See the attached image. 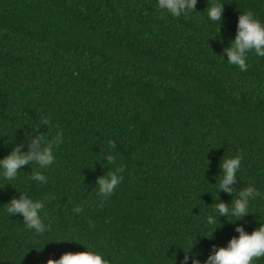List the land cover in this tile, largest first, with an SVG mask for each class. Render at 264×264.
<instances>
[{
  "label": "trees",
  "instance_id": "trees-1",
  "mask_svg": "<svg viewBox=\"0 0 264 264\" xmlns=\"http://www.w3.org/2000/svg\"><path fill=\"white\" fill-rule=\"evenodd\" d=\"M248 11L264 22V0H196L180 17L156 0H0V158L36 136L55 156L0 177V264L86 250L109 264H205L238 226L264 222V57L250 52L241 70L226 53ZM237 155L234 191L219 190L220 163ZM115 168L105 199L97 180ZM250 185L249 214H217ZM23 197L43 201V233L6 213Z\"/></svg>",
  "mask_w": 264,
  "mask_h": 264
},
{
  "label": "clouds",
  "instance_id": "clouds-1",
  "mask_svg": "<svg viewBox=\"0 0 264 264\" xmlns=\"http://www.w3.org/2000/svg\"><path fill=\"white\" fill-rule=\"evenodd\" d=\"M196 0H156V7L162 11L171 14L174 17H180L182 14L194 9ZM223 5L213 4L207 9L208 17L213 21H221ZM254 52L258 57H264V22L254 16L251 11L243 12L238 16L237 32L231 45L226 49L227 63L236 65L241 70L248 67V54ZM223 59V56H221ZM58 133L55 138L59 140ZM52 141L48 138L36 136L33 138L30 150L22 151L20 147L13 149L8 155L0 158V177L11 181L17 178L21 166L35 163L42 167H48L55 159ZM109 163L115 160L110 153H105ZM242 156L225 157L220 163L222 173L220 175L219 190L232 193L231 187L241 168ZM121 168L108 172L98 177L97 186L99 194L107 199L113 194L117 186L121 183L123 177L120 175ZM33 179L41 184L46 183V179L39 171L33 173ZM259 192L254 186L242 189L237 197L231 202V205L223 202L215 205L218 215L235 217V221L243 218L250 213V201L258 196ZM44 209V203L41 200H34L31 197L12 199L5 205L6 213L11 216L16 213L22 215L24 225L34 230L36 233L45 231V224L41 219V211ZM77 211H80L77 208ZM216 217L209 216L208 223H215ZM236 231L238 236L231 238L226 247H219L212 252L205 264H254V260L264 257V222L259 220V226L251 233L246 232L242 226H238ZM192 245H190V249ZM187 256L185 257V262ZM47 264H109L101 253L94 251L66 252L59 259H49ZM193 264H200L198 260H193Z\"/></svg>",
  "mask_w": 264,
  "mask_h": 264
}]
</instances>
